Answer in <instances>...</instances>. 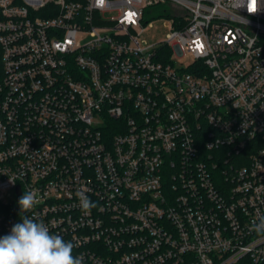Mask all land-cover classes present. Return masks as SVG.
<instances>
[{
  "label": "built area",
  "instance_id": "obj_1",
  "mask_svg": "<svg viewBox=\"0 0 264 264\" xmlns=\"http://www.w3.org/2000/svg\"><path fill=\"white\" fill-rule=\"evenodd\" d=\"M250 11L0 0V237L28 215L84 264H264V0ZM163 15L167 38L142 46Z\"/></svg>",
  "mask_w": 264,
  "mask_h": 264
},
{
  "label": "clouds",
  "instance_id": "obj_2",
  "mask_svg": "<svg viewBox=\"0 0 264 264\" xmlns=\"http://www.w3.org/2000/svg\"><path fill=\"white\" fill-rule=\"evenodd\" d=\"M251 4L252 0H247L250 13L253 12L250 11ZM76 196L86 214L96 207L85 191H78ZM37 202L36 193L29 190L24 191L17 203L21 213H27ZM20 219L21 222L13 225L9 234L0 237V264H84L82 255L73 254L74 242L52 233L47 224L34 217L24 215ZM252 229L264 237V214L252 223Z\"/></svg>",
  "mask_w": 264,
  "mask_h": 264
},
{
  "label": "rangeland",
  "instance_id": "obj_3",
  "mask_svg": "<svg viewBox=\"0 0 264 264\" xmlns=\"http://www.w3.org/2000/svg\"><path fill=\"white\" fill-rule=\"evenodd\" d=\"M169 9H164V14L168 13ZM110 15H114L110 13ZM171 32L170 18L166 15L151 19V23L140 33L139 40L142 46H148L154 43H159L165 40ZM173 59L177 62V66H188L193 58L188 54L184 57L174 55Z\"/></svg>",
  "mask_w": 264,
  "mask_h": 264
},
{
  "label": "trees",
  "instance_id": "obj_4",
  "mask_svg": "<svg viewBox=\"0 0 264 264\" xmlns=\"http://www.w3.org/2000/svg\"><path fill=\"white\" fill-rule=\"evenodd\" d=\"M156 10H157L158 13H162V7L161 6L158 5Z\"/></svg>",
  "mask_w": 264,
  "mask_h": 264
}]
</instances>
